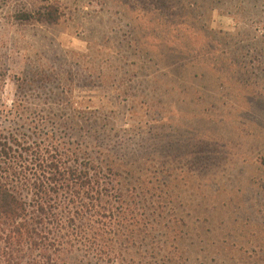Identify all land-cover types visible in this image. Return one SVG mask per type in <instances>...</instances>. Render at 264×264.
<instances>
[{
    "label": "rangeland",
    "instance_id": "1",
    "mask_svg": "<svg viewBox=\"0 0 264 264\" xmlns=\"http://www.w3.org/2000/svg\"><path fill=\"white\" fill-rule=\"evenodd\" d=\"M0 1V64L7 72L0 125H12L2 113L18 100L17 79L38 74L50 82L28 88L19 100L62 109L68 90L75 108L101 113L115 125L114 145L135 173L129 204L137 205V215L113 238L117 264H156L154 257L163 255L191 256L194 264H262L264 101L235 88L241 77L226 76L220 58L234 51L230 36L245 47V64L247 53L264 44V0H60L62 19L53 26L17 18L43 5L40 0ZM161 1L186 15L188 24L176 29L161 19L152 26ZM197 31L226 46L216 54ZM252 79L264 90V70ZM154 99L163 115H179V134L160 125L149 107ZM160 133L176 136L164 144L173 141L186 154L178 170L163 176L142 168ZM195 140L202 149L189 152ZM158 178L164 184L157 190ZM85 251L71 260L101 264Z\"/></svg>",
    "mask_w": 264,
    "mask_h": 264
},
{
    "label": "trees",
    "instance_id": "2",
    "mask_svg": "<svg viewBox=\"0 0 264 264\" xmlns=\"http://www.w3.org/2000/svg\"><path fill=\"white\" fill-rule=\"evenodd\" d=\"M40 1L44 4L37 9L21 11L17 15L19 21L59 24L60 0ZM260 1L254 0L255 4ZM161 5L160 14L151 15L152 26L161 19L176 29L188 24V17L173 11L175 6L170 2L161 1ZM189 18L195 20L194 16ZM197 34L214 44L216 54L226 46L223 41L212 39L213 34ZM229 39L227 45L234 51L229 52L230 59L220 58L227 65L226 76L241 77L235 88L255 102L264 101L260 93L264 90L252 79L257 70H264V44L247 53L251 56L249 66L243 61L245 47H236L235 36ZM6 73L0 64V90ZM50 80L39 74L33 79L18 78V100L13 110L2 113L12 125H0V264H77L71 258L80 250L93 254L101 264H117L119 251L113 238L124 221L137 215V205L129 204L133 203L130 192L135 173L125 159H120L118 146L114 145L118 133L115 125L101 113L75 108L70 91H65L66 107L57 110L33 108L24 96L19 100L28 88L46 85ZM233 87L232 84L229 88L235 94ZM149 107L160 125H172L179 134L178 125L175 128L179 115H163L155 99ZM161 127L156 129L162 130ZM160 137L163 139L146 156L143 166L147 167L142 168H154L156 175L163 176L167 171L178 170L176 165L186 154L173 141L164 144L165 139L176 136L166 138L160 133ZM198 141L188 144L187 150H201ZM157 180L153 187L158 190V184L164 183ZM154 258L156 264H194L193 258L185 255ZM262 260L264 264V256Z\"/></svg>",
    "mask_w": 264,
    "mask_h": 264
}]
</instances>
